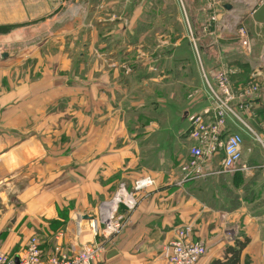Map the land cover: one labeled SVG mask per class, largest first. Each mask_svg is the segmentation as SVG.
Segmentation results:
<instances>
[{
  "label": "crops",
  "instance_id": "crops-1",
  "mask_svg": "<svg viewBox=\"0 0 264 264\" xmlns=\"http://www.w3.org/2000/svg\"><path fill=\"white\" fill-rule=\"evenodd\" d=\"M61 1L0 0V187H27L24 195L18 196L21 199L17 204L0 203L6 206L0 215V233L7 234L0 248L12 251L9 237L21 242L37 234L43 249L49 252L56 243L54 237L62 234L58 243L71 251L77 222L85 232L80 241H85L90 237V221L85 215H91L122 183L132 187L135 179L149 175L155 184L137 193L134 209L121 208L125 227L108 242L95 264H170L165 247L176 230L188 223L193 225V237L207 248L198 264H225L227 248L237 246L238 241L246 243L238 264H264V142L254 134L243 136L242 161L248 167L245 171L211 174L198 180L188 177L187 155L195 144L189 135L191 121L176 133L170 129L169 121L127 118L131 110L134 116L144 113L142 87L135 76L100 68L98 57L93 59L97 66L83 75L73 69L74 58L64 49L68 48L65 50L69 53L77 46L75 34L81 26H90L84 20L89 11L98 9L92 3L74 7L72 21L65 24L67 16L62 12L52 18L47 14L52 7L57 10ZM132 1L104 0L102 11L108 12V17L113 14L103 25L107 26L104 32L113 27L123 37L91 40L94 47L98 43L109 51L116 46L141 47L152 41L143 34L154 32L151 18H143L152 10L145 7L143 0ZM154 1L160 4H151L152 9H159L162 0ZM166 1L174 12H159L158 16H178L179 2L185 11L189 10L194 23L188 30L193 36L195 32L202 33L198 18L204 0ZM259 1L217 0L219 16L230 17L237 10L252 19L258 14ZM145 24L150 26L145 28ZM92 29L88 27L87 33ZM227 30L230 28L225 24L207 33L208 37L204 35L199 52L193 53L194 40L185 36L176 39L172 27L170 35L158 36L160 40L154 41L155 46L167 51L165 60L155 62L177 60L189 64L191 58L196 61L198 54L202 57L211 49L216 58L218 48L220 58L223 48H227ZM23 42L34 44L15 52V45ZM86 44L89 47L91 42ZM182 46L188 47V55L180 51ZM3 53L7 56L2 57ZM77 59L74 61L78 65ZM134 86L138 87L133 89ZM151 95L154 99L150 104L156 114L167 106L168 111H173V95L168 100L158 92ZM203 98L192 113L212 105L210 95ZM254 103H262L261 98ZM191 114L187 109L182 118ZM236 128L230 122L229 131L235 132ZM209 164L216 168L218 162L214 158ZM225 180L230 181V187L218 182L225 186ZM212 182L215 187L208 186ZM76 212L82 214L75 215ZM62 213L67 219L61 218ZM55 220L64 223L48 239ZM22 244L13 252H18Z\"/></svg>",
  "mask_w": 264,
  "mask_h": 264
},
{
  "label": "rangeland",
  "instance_id": "rangeland-1",
  "mask_svg": "<svg viewBox=\"0 0 264 264\" xmlns=\"http://www.w3.org/2000/svg\"><path fill=\"white\" fill-rule=\"evenodd\" d=\"M143 1L145 3V7L148 8V10H152V14L146 13V15H143V18H146L147 20H149L148 18H151L150 21H153L154 23L152 25V30L154 32L143 34H145L144 37L149 38L152 41L143 43L144 45L141 47L116 46L117 48L109 51L101 48L100 46H97L98 43L94 47L91 41L94 39H96L97 41L101 39L118 38L117 36L123 37L122 33H120L119 31L117 32V30H115L113 27L111 31L107 30L106 33L104 32L107 26L105 27L103 25H105L107 19H110L113 16L112 14L110 17H108V12H106L105 10L102 11V8L104 7V0H77V4L72 3L75 2V0H62V3H57V6L59 7L57 10L52 7V11L47 13L48 16L52 18V16L56 12H59L60 14L62 12L64 16H67V18L63 21L65 24L72 21L71 11L76 7H78L77 9H79L82 8L84 4L85 6H87V3H92L96 5L95 8L98 9L94 12L89 11L87 17L84 20V24L89 23L90 26H86L85 28L84 26H81L77 31L79 33L75 34V38H78L77 42H75V45L77 46L72 47L69 53L67 52V50H65L68 48L64 49V53L68 55L70 54V57H73L74 59L78 58V65L77 62H75L73 59V69L77 68L78 73L80 75H83L86 71H91L95 66H97L96 64L93 65V59L98 57L97 64L100 68L103 67V69L108 72H111L115 69L117 71L119 70L120 74H125L129 77L135 76V80L138 84H140V88L142 87V103L145 102L142 105L144 113L141 115L139 112H137L136 116H134L131 110V112H128L127 118H136L143 121L159 120L166 122L167 124L169 121L170 129H172L173 132L176 133L180 132L181 126H187L190 123L192 116H194L195 114L192 112L195 111V109L199 105V101L204 100L203 97H206V94L211 95L213 93V90L217 91V84L215 83V81H213L212 74H216L217 71L225 70L228 72L227 75L230 79V88L233 94V99L229 102V105L233 106L239 116H235V121H233L238 125L236 131L242 133L246 138L250 137V134H254L255 137L264 142V78H258L254 76L255 70L260 64V59L264 55V49L262 48V45L264 44V5L262 4L261 6L257 7V10H259L258 14L252 19H249V17L247 19L245 14L242 15L238 13L237 10H234L230 17L226 15L218 16L216 21H213L210 19V17H207L205 15V11L203 10V8L204 4L207 1L204 0L200 7L201 16L198 18V24L200 29H202V33L201 31L199 33L195 32L196 35L193 36L188 30L189 25L192 26V24H194L193 20L191 18L189 10V13L187 12V10L185 11L182 7V4L178 2L179 15H174V17L170 19L168 17H163L162 14L161 16H158L157 14L159 12H174L171 10V5L166 0L160 1L162 5L158 7L159 9H152V7L154 6L151 5H158L160 4L159 2L156 3L157 1L154 0ZM132 2L134 3V1ZM163 3L166 5L165 7ZM88 8L90 7L88 6ZM49 10H51L50 7H48V11ZM74 13H76V11H74ZM125 14L127 16L130 14L129 9L128 11H125ZM260 15L261 19L259 18ZM48 16H46L45 18H47ZM113 19H116V17H113ZM123 22L125 21L123 20ZM114 24L117 23H111V26H114ZM225 24L230 28V31L227 30V33H229V35L227 39L224 40V42H227V48L225 50V48L222 47L224 53L221 54L220 58V49L218 48L216 49V58L214 56L213 49H211V52H209V54H207L206 52V56L203 54V56L201 57V55L198 54L196 61L194 58H191V63L189 64L179 62L177 60H172L173 64L171 62H155V60H165L167 51L165 47L155 46L154 41L156 39L160 40L158 36H161V38H165L162 35H170L172 27H174L173 32L176 35V39H182V37L185 36L187 40H189L190 38H192L190 39L191 41L194 40L195 43L192 42L193 49L191 47V50H194L193 53H196L197 50L199 52V47L201 46L200 42L202 39H204L203 36L207 35V33H210L215 29H222ZM125 25H127V23ZM149 26V24L144 25L145 28ZM88 27L89 29L93 28L90 34L87 33ZM240 28L244 29L247 39L250 40L249 46L241 43V39L238 34V30ZM6 31L7 30H5V32ZM93 33H95L94 38ZM68 35H70V33ZM88 42H91V45L89 47H87L86 44ZM33 44L34 43L23 42L19 45H15L14 50L15 52H17L18 49L19 51H22L27 49L28 45ZM84 44H86V47H84ZM45 47L47 48V46ZM180 51L183 54L188 55V47L182 46ZM160 56L164 57L160 58ZM156 80H158L160 83L157 84ZM145 81L147 82V84L144 85ZM254 85L258 87V90H256L254 93L248 94L247 91L250 90ZM137 87L138 86H134L133 89H136ZM157 92L158 94H160V97H164L167 100L170 99L171 95H173L174 102H172L170 106L173 107L172 110L174 112L168 111L167 106L164 107L163 112H160L158 114L155 113V108H152L150 100L154 99L151 94L157 95ZM132 94L135 93L131 92L130 95ZM255 96H259L262 103H251L246 98ZM187 109H190V114H192L186 119L182 118L185 114V110ZM196 113H198V111ZM187 156V161L189 163V160L191 158L190 152ZM219 159V156H217L216 161H219ZM191 172L192 170H190L189 168L186 175ZM192 178L198 180L204 177ZM218 182L222 187H230V181L228 180L224 181L225 186H223L220 181ZM213 184L214 182L209 183L208 186L215 187ZM221 186L219 185V187ZM26 189L27 187H0V203L3 201L4 203L9 202L10 204H13V202L16 203L21 199H19L20 195H24L23 193ZM5 207H2L0 205V215L5 210ZM98 213L99 207H96L95 210L90 214L98 215ZM78 214L82 213H75V215ZM77 235L78 234L76 233L75 240L71 244V247L75 244L76 248L79 249L81 243L84 241H80V237L82 236ZM6 237V233H3V235H1L0 233V244L4 242ZM9 238L10 240L9 242H7L10 246H13V249L11 251L13 252V250L18 249V244L23 241L17 242V240L14 239L15 237Z\"/></svg>",
  "mask_w": 264,
  "mask_h": 264
},
{
  "label": "built area",
  "instance_id": "built-area-1",
  "mask_svg": "<svg viewBox=\"0 0 264 264\" xmlns=\"http://www.w3.org/2000/svg\"><path fill=\"white\" fill-rule=\"evenodd\" d=\"M203 10L205 15L216 21L219 16V2L206 0ZM264 5L260 0L258 5ZM209 31V30H208ZM238 34L241 43L250 44L244 29L240 28ZM198 51V50H197ZM227 71H217L212 74V79L217 84V91L213 90L210 95L212 105L203 111L195 113L191 118L189 135L195 141L190 148L189 168L192 170L188 177H206L211 174L237 173L247 170L243 163L242 146L244 138L239 131H229L230 122L239 117L229 102L233 99L230 88V79ZM254 76L264 78V55L254 72ZM263 76V77H262ZM208 79V78H207ZM258 87L254 85L248 94L254 93ZM249 102H255L259 97H246ZM234 123V122H233ZM238 126L236 123H234ZM219 156L217 167L209 163ZM155 180L151 176H143L133 181L132 187L128 188L122 183L116 192L99 205V213L91 214L90 237L81 243L80 248L72 245L71 251H65L58 239L62 234L56 235L53 251L47 253L43 249L42 239L37 234H32L25 241L18 252L6 251L0 248V264H95L104 253L110 240L117 237L125 227V212L134 209L138 204L137 193L152 187ZM77 236H81L83 227L77 222ZM193 225L188 223L180 226L174 238L166 245V258L170 264H198L205 255L206 245L193 237Z\"/></svg>",
  "mask_w": 264,
  "mask_h": 264
},
{
  "label": "trees",
  "instance_id": "trees-1",
  "mask_svg": "<svg viewBox=\"0 0 264 264\" xmlns=\"http://www.w3.org/2000/svg\"><path fill=\"white\" fill-rule=\"evenodd\" d=\"M126 186L131 187V185H128V184H126ZM61 218L64 220L67 219V218H65V215L63 213H62ZM53 222L54 223L50 226V228L51 229L54 228V230L52 233L49 234L48 239H49V237L53 238V236L58 231L57 229L59 228V226L64 223V221H58V220H55ZM245 245H246L245 241L244 242L238 241L237 246L227 248L226 255H225V260H226L225 264H238L241 252H242L243 248L245 247ZM53 248H54V246H52L51 251ZM51 251H49V252L46 251V252L50 253Z\"/></svg>",
  "mask_w": 264,
  "mask_h": 264
},
{
  "label": "water",
  "instance_id": "water-1",
  "mask_svg": "<svg viewBox=\"0 0 264 264\" xmlns=\"http://www.w3.org/2000/svg\"><path fill=\"white\" fill-rule=\"evenodd\" d=\"M7 56V53H3L2 54V57H6ZM86 218H89L90 216L89 215H85Z\"/></svg>",
  "mask_w": 264,
  "mask_h": 264
},
{
  "label": "bare ground",
  "instance_id": "bare-ground-1",
  "mask_svg": "<svg viewBox=\"0 0 264 264\" xmlns=\"http://www.w3.org/2000/svg\"><path fill=\"white\" fill-rule=\"evenodd\" d=\"M85 233L83 230H81V234Z\"/></svg>",
  "mask_w": 264,
  "mask_h": 264
}]
</instances>
